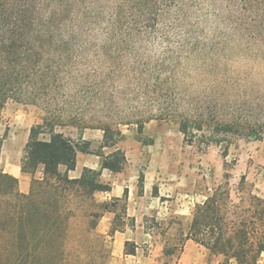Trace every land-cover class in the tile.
I'll return each mask as SVG.
<instances>
[{"label": "trees", "instance_id": "1", "mask_svg": "<svg viewBox=\"0 0 264 264\" xmlns=\"http://www.w3.org/2000/svg\"><path fill=\"white\" fill-rule=\"evenodd\" d=\"M104 5L103 0H0V112L10 101L68 103L72 84H79L76 64L88 45L85 39L98 35L107 38L102 49L110 52H121L123 44L138 49L148 40L159 45L164 49L162 66H169L171 75L176 65L205 57L210 45L217 50L236 40L264 45V0H122L109 18ZM151 60L144 63L139 79L149 101L161 113H204L181 111L174 88L161 93V86L174 84L176 78L163 82ZM145 73L157 78L156 88L146 83ZM178 120L188 143L225 145L224 157L233 136L250 128L234 115L218 123L202 114ZM139 126L142 133L144 124ZM111 129L104 127V147L116 146ZM116 134L121 137V130ZM3 144L0 138V264H108L110 255L97 251L93 239L108 205L98 203L95 195L111 191L102 181L103 171L121 172L128 164L126 152L117 148L102 155V170L84 168L79 178H71L78 154H94L91 143L76 142L45 121L31 128L25 148L22 172L33 177L25 194L19 179L2 168ZM226 178L196 205L186 239L204 247L210 261L220 257L219 264H258L264 253V200L250 195L235 202L230 175ZM245 184L243 177L240 192ZM120 230L112 229L110 236ZM125 247L126 255H136L139 248L135 242Z\"/></svg>", "mask_w": 264, "mask_h": 264}, {"label": "rangeland", "instance_id": "2", "mask_svg": "<svg viewBox=\"0 0 264 264\" xmlns=\"http://www.w3.org/2000/svg\"><path fill=\"white\" fill-rule=\"evenodd\" d=\"M120 1L103 0L105 17H110ZM85 41L88 45L76 64L79 84H72L73 98L68 103L10 101L1 110L2 168L11 171L21 167L31 128L45 121L76 142L91 143L92 155L108 156L120 148L126 152L128 164L119 173L107 170L102 181L114 184L120 194L133 193V198L129 203L126 198L115 202L114 198L105 200L102 192L96 193V201L108 205V211H103L105 219L93 237L97 251L111 257L117 252L110 236L112 229L135 225V243L140 250L130 264H219L222 258L212 257L210 261L209 252L200 245L184 255L186 236L196 205L205 201L214 187L226 183L227 174L235 202L250 195L264 200V45L247 40H236L221 50L210 45L206 59L196 56L176 65L177 70L171 75L169 66L165 70L162 66L164 49L149 40L138 49L123 48V44L121 52L104 51L107 38L103 35ZM150 58L152 65L161 70L159 77L163 82L176 78L174 84L161 86V93L174 88L181 111L204 113H161L159 106L149 101L139 79ZM136 59L142 61L136 63ZM143 78L156 88L157 78L150 79L146 73ZM233 109L241 113H230ZM201 114L216 123L240 116L250 128L241 136H233L228 156L224 157L225 145L206 147L202 141L190 144L181 133L179 116ZM140 122L144 124L142 133ZM108 125L112 127L109 135H114L116 142L114 148L104 147V127ZM117 129L121 130V137L116 134ZM78 157L81 166L82 153ZM92 159L97 161L96 156ZM41 176V172L36 175ZM243 177L246 184L240 192ZM32 180L29 175L30 189ZM128 206L142 210L134 220L128 217ZM173 251L172 256L166 254ZM258 264H264V253Z\"/></svg>", "mask_w": 264, "mask_h": 264}, {"label": "crops", "instance_id": "3", "mask_svg": "<svg viewBox=\"0 0 264 264\" xmlns=\"http://www.w3.org/2000/svg\"><path fill=\"white\" fill-rule=\"evenodd\" d=\"M101 155V154H100ZM93 156H96L97 157V161H94ZM79 158V157H78ZM82 160H83V163L82 165L80 166L79 165V162L77 163V169L75 171H72L69 173L70 177L71 178H79L82 174V171L84 170V168H91V169H95V170H102V166H103V156H99V155H92V154H83L82 153ZM92 162H95L96 165L95 166H92L91 163ZM107 170H104L103 171V175L102 176H105V172ZM6 173L18 178L20 180V190L22 193H29L30 191V185L27 181V178H28V174H24L22 172V168L20 166L18 167H15L13 170L11 171H5ZM72 174H76L74 177H72ZM25 179L26 182L23 183L22 180ZM117 179L116 177L114 178V180ZM104 195H105V200H111V199H118V200H121V199H124L126 198L125 197V194L124 193H118L116 192V189H115V186L114 184L111 186V191L109 192H102ZM132 198H133V193L129 192L128 196H127V201L128 203L130 201H132ZM142 198V197H140ZM141 208L140 207H129L128 206V217L132 218L134 220V218H136V214L137 212H140L141 213ZM108 214H112V213H108ZM103 219H105V217L103 216L102 217V220L99 222V225H98V229L99 227L101 226V223L103 222ZM136 221H138V217L136 219ZM134 229H135V225L132 226V228H124V229H121L120 231H117L114 236H111V239L113 240V243L114 245L116 246V251L117 252H113L112 253V256L110 257L109 261H108V264H130V261L133 259V258H137L139 255H138V252H139V248L137 250V254L136 255H126L125 253V245L127 242H135V235H134ZM198 245L197 243H195L193 240H187L186 241V244H185V250H184V255H187V252L194 248V246Z\"/></svg>", "mask_w": 264, "mask_h": 264}]
</instances>
